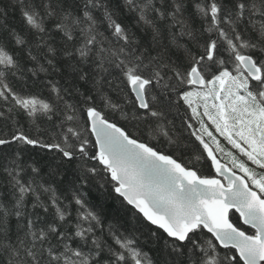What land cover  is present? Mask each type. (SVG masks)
Instances as JSON below:
<instances>
[{
	"label": "snow or ice",
	"instance_id": "snow-or-ice-1",
	"mask_svg": "<svg viewBox=\"0 0 264 264\" xmlns=\"http://www.w3.org/2000/svg\"><path fill=\"white\" fill-rule=\"evenodd\" d=\"M0 264H264V0H0Z\"/></svg>",
	"mask_w": 264,
	"mask_h": 264
}]
</instances>
